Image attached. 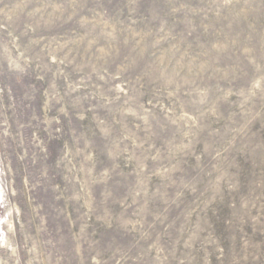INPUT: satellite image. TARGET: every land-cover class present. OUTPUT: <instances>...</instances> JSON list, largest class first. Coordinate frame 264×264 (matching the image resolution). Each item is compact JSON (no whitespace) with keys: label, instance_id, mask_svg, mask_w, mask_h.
Listing matches in <instances>:
<instances>
[{"label":"rangeland","instance_id":"rangeland-1","mask_svg":"<svg viewBox=\"0 0 264 264\" xmlns=\"http://www.w3.org/2000/svg\"><path fill=\"white\" fill-rule=\"evenodd\" d=\"M0 193V264H264V0H0Z\"/></svg>","mask_w":264,"mask_h":264},{"label":"bare ground","instance_id":"bare-ground-1","mask_svg":"<svg viewBox=\"0 0 264 264\" xmlns=\"http://www.w3.org/2000/svg\"><path fill=\"white\" fill-rule=\"evenodd\" d=\"M0 196H1V193H0ZM2 240H3V239H2ZM2 243H3V242H2V241H0V244H1V245H3Z\"/></svg>","mask_w":264,"mask_h":264}]
</instances>
